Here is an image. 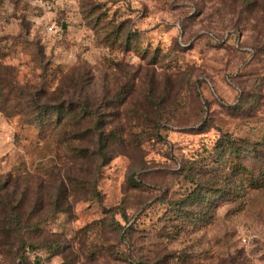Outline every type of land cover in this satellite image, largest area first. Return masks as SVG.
Masks as SVG:
<instances>
[{
	"label": "rangeland",
	"instance_id": "rangeland-1",
	"mask_svg": "<svg viewBox=\"0 0 264 264\" xmlns=\"http://www.w3.org/2000/svg\"><path fill=\"white\" fill-rule=\"evenodd\" d=\"M0 212V264H264V0H0Z\"/></svg>",
	"mask_w": 264,
	"mask_h": 264
},
{
	"label": "trees",
	"instance_id": "trees-1",
	"mask_svg": "<svg viewBox=\"0 0 264 264\" xmlns=\"http://www.w3.org/2000/svg\"><path fill=\"white\" fill-rule=\"evenodd\" d=\"M86 112H87L88 116H90V117H94L95 116L94 113L92 111H90V110H88ZM98 133H99V139H98L99 140V142H98V144H99V150H100V152L103 153V150H104L103 139L101 138V132L99 131ZM1 221H3V219H0V222Z\"/></svg>",
	"mask_w": 264,
	"mask_h": 264
},
{
	"label": "built area",
	"instance_id": "built-area-1",
	"mask_svg": "<svg viewBox=\"0 0 264 264\" xmlns=\"http://www.w3.org/2000/svg\"><path fill=\"white\" fill-rule=\"evenodd\" d=\"M53 28H54V26H49V27H47V30L48 31H53Z\"/></svg>",
	"mask_w": 264,
	"mask_h": 264
},
{
	"label": "water",
	"instance_id": "water-1",
	"mask_svg": "<svg viewBox=\"0 0 264 264\" xmlns=\"http://www.w3.org/2000/svg\"><path fill=\"white\" fill-rule=\"evenodd\" d=\"M63 27H64V25H63Z\"/></svg>",
	"mask_w": 264,
	"mask_h": 264
}]
</instances>
